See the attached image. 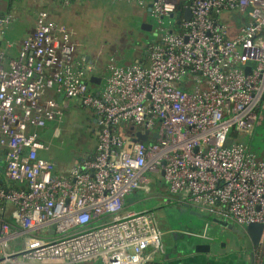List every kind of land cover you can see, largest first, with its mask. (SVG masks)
<instances>
[{"label": "built area", "instance_id": "obj_1", "mask_svg": "<svg viewBox=\"0 0 264 264\" xmlns=\"http://www.w3.org/2000/svg\"><path fill=\"white\" fill-rule=\"evenodd\" d=\"M109 1L149 7L157 38L144 63L111 58L96 89L92 64L75 57L69 31L46 10L7 67L0 51V145L16 183L0 187V264H145L161 245L154 213L123 204L150 173L213 219L241 231L261 224L252 264H264V160L241 140L264 103V0ZM11 19L0 15V39ZM46 89L95 115L94 155L64 173L38 155L46 147L38 129L60 114L42 99ZM21 234L27 246L9 253Z\"/></svg>", "mask_w": 264, "mask_h": 264}, {"label": "rangeland", "instance_id": "obj_2", "mask_svg": "<svg viewBox=\"0 0 264 264\" xmlns=\"http://www.w3.org/2000/svg\"><path fill=\"white\" fill-rule=\"evenodd\" d=\"M63 2L64 0H59L53 4L58 12L53 19L67 28L71 39L80 42L82 51L95 53V64L99 69L106 66L111 55L120 65L129 63L134 56L142 58L144 53L140 49L157 38L156 32L142 30L143 21L151 23V17L134 3H112L109 0H69L68 4ZM51 7L52 5H46V11L49 12ZM26 14L24 18L30 24L32 17H29V11ZM87 110L79 104L71 103L69 109L55 118L59 123L62 121L61 124L58 123V127L61 137L64 138V150L56 153L57 156H66L69 149L80 152L91 147L94 135L90 128H96L94 123L89 122ZM47 124L53 123L49 121ZM40 130L41 128L38 133L42 139ZM49 133L51 135V130ZM50 135L47 136L49 138L46 143L51 144ZM241 140L247 143L249 150L257 158L264 160V103L260 109L259 123L252 135L242 136ZM56 142L57 140L52 147ZM146 175L150 180L147 183L150 188L149 195L144 197L145 194L141 193L139 197L143 198L141 206L154 213L161 245L149 249L151 254L145 264H246L249 253L239 235L213 221L211 216L187 205V202L179 199V195L161 194L163 200H157L155 193L158 195L161 192L158 183L161 179L155 174ZM33 234L42 236L39 233H30ZM28 237V234H21L9 240L6 243L7 251L20 252L27 246ZM199 244L210 245V251L196 253L194 249ZM50 264L103 262L100 258L93 257L79 262L57 260Z\"/></svg>", "mask_w": 264, "mask_h": 264}, {"label": "crops", "instance_id": "obj_3", "mask_svg": "<svg viewBox=\"0 0 264 264\" xmlns=\"http://www.w3.org/2000/svg\"><path fill=\"white\" fill-rule=\"evenodd\" d=\"M57 1L59 0H0V15L9 14L12 16L10 24L5 29L3 37L0 39V51L4 55V60H3L4 67L8 66V63L10 60H16L18 58V51L21 45V41L23 40L24 37H26L28 34H30L33 31L34 25H35V14L37 13L38 10L40 9L46 10L47 9L46 5H52L51 10L49 12L47 10V12H48L49 17L52 20H54L53 16L58 14V12L54 9L53 4H55ZM28 11L30 14L29 17H32L30 24H27L24 18V16L27 15L26 13ZM71 40L73 44L75 45V57L78 58L80 56H84L93 66L92 71H90L87 74L88 85L92 89L98 88V86H100L101 81L103 80L106 74L105 67L99 69L97 65L95 64V53L82 51L80 42L74 40L73 38ZM142 51L144 53L142 58L134 56L133 59H131L129 62L137 60L139 62L144 63L145 58H146L145 46L140 49V52ZM111 58L114 59V61H116L114 56L111 55L109 57V60ZM44 98H52L56 102L57 109L60 112V114L63 111H66L67 109H69L71 103L77 104V105L79 104L82 108H85L80 104L78 99H66L65 97H63L62 94L56 92L54 89H46L42 95V99ZM88 113L91 119L92 112L89 110ZM51 122L53 124L48 125L46 123V125L40 130L41 135H42L41 140L45 143L46 147L45 149L39 150L38 155L52 162L54 165L55 172L64 173L67 169H69L74 164L76 160L80 158H84V157H89L94 153L95 146H96V135H95L96 129H92L93 128L92 127L90 128V130L92 134L94 135V141L92 142L90 148L84 149L83 151H80V152H76L75 150L69 149L67 150L68 153L66 154V156L64 157L57 156L56 153L64 150V147L62 146V143L64 142V138L61 137L60 128L58 127L59 120L55 119L54 121H51ZM61 122L59 124H61ZM89 122L92 123L91 120H89ZM50 130H51V135L49 133ZM49 135L52 138L51 144L46 143L47 142L46 139L49 138L47 136ZM55 140H57L56 145L52 147ZM56 147H58L57 150H55ZM5 166H6V150L4 147L0 145V185L15 187L16 183L9 180L5 176ZM146 179L147 181L141 182L140 186L137 189H134L128 195H126V197L124 198V204H123L124 211L151 210L149 208H143L141 206V202L143 198L142 196L139 197V194L141 193L145 194L144 197L149 195L148 192L150 191V188L147 186V183L150 180L148 178ZM158 183L160 185L161 192L159 193L160 195L159 194L157 195V193L155 194H156L157 200L162 201L163 195L161 194L168 196V194L170 195V193L168 192L164 182L159 180ZM148 252H149V249H148Z\"/></svg>", "mask_w": 264, "mask_h": 264}, {"label": "water", "instance_id": "obj_4", "mask_svg": "<svg viewBox=\"0 0 264 264\" xmlns=\"http://www.w3.org/2000/svg\"><path fill=\"white\" fill-rule=\"evenodd\" d=\"M146 13H147V15H150V8L149 7H148ZM189 17H190V14L188 12V14L186 15V19H189ZM141 28L143 31H151L152 25H151V23L144 21L141 25ZM145 137H146V134H140V133L136 134V138L138 140H144ZM197 214L202 216V214H200V213H197ZM213 220L215 222H217L218 224L230 229L231 231H233L234 233H236L237 235H239L242 238L245 249L249 253V264H252V262H253L252 249L258 243L260 234L262 232V225L257 224V223H250L249 225L246 226L245 231H241L226 221H222V220H218V219H213ZM194 251L196 253L209 252L210 251V245H208V244L196 245Z\"/></svg>", "mask_w": 264, "mask_h": 264}, {"label": "trees", "instance_id": "obj_5", "mask_svg": "<svg viewBox=\"0 0 264 264\" xmlns=\"http://www.w3.org/2000/svg\"><path fill=\"white\" fill-rule=\"evenodd\" d=\"M263 99H264V97H263ZM94 118H95V115L92 113V117H91V122L92 123H94ZM96 141H97V139H96ZM95 149H96V146H95ZM94 153H95V151H94ZM94 153L91 155V156H89V157H84V158H90V157H92L93 155H94ZM80 159H83V158H80ZM259 159V158H258ZM261 160V159H260ZM0 187H6L5 185H0ZM9 220V219H8ZM149 264H152V263H149Z\"/></svg>", "mask_w": 264, "mask_h": 264}]
</instances>
